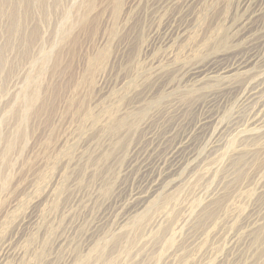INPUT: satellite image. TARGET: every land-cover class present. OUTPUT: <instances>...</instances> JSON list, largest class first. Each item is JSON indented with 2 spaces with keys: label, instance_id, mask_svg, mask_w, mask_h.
Wrapping results in <instances>:
<instances>
[{
  "label": "rangeland",
  "instance_id": "374dc122",
  "mask_svg": "<svg viewBox=\"0 0 264 264\" xmlns=\"http://www.w3.org/2000/svg\"><path fill=\"white\" fill-rule=\"evenodd\" d=\"M128 1L0 0V264H264V0Z\"/></svg>",
  "mask_w": 264,
  "mask_h": 264
},
{
  "label": "bare ground",
  "instance_id": "6f19581e",
  "mask_svg": "<svg viewBox=\"0 0 264 264\" xmlns=\"http://www.w3.org/2000/svg\"><path fill=\"white\" fill-rule=\"evenodd\" d=\"M134 4V1H132V0H129L128 2H127V4H126V11H128L131 7H132V5ZM184 5V4H183ZM125 13V12H124ZM131 31V30H130ZM231 73V71H228L226 74H230ZM2 210V209H1Z\"/></svg>",
  "mask_w": 264,
  "mask_h": 264
}]
</instances>
